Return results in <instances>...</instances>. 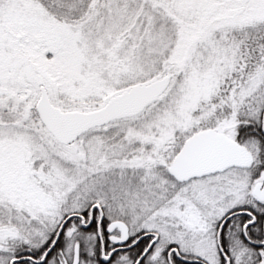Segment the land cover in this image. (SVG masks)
I'll return each instance as SVG.
<instances>
[{
	"label": "snow or ice",
	"instance_id": "1",
	"mask_svg": "<svg viewBox=\"0 0 264 264\" xmlns=\"http://www.w3.org/2000/svg\"><path fill=\"white\" fill-rule=\"evenodd\" d=\"M0 264H264V0H0Z\"/></svg>",
	"mask_w": 264,
	"mask_h": 264
}]
</instances>
